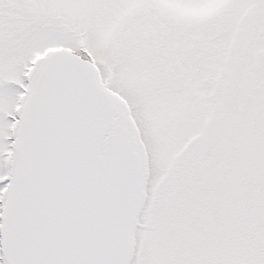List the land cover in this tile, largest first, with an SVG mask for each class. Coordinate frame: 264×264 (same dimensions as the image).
I'll use <instances>...</instances> for the list:
<instances>
[{
	"label": "snow or ice",
	"instance_id": "1",
	"mask_svg": "<svg viewBox=\"0 0 264 264\" xmlns=\"http://www.w3.org/2000/svg\"><path fill=\"white\" fill-rule=\"evenodd\" d=\"M0 264H264V0H0Z\"/></svg>",
	"mask_w": 264,
	"mask_h": 264
}]
</instances>
